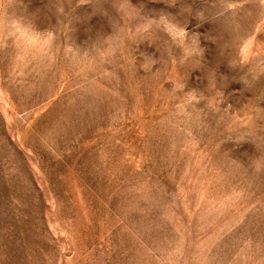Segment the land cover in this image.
I'll return each mask as SVG.
<instances>
[{"label": "rangeland", "instance_id": "1", "mask_svg": "<svg viewBox=\"0 0 264 264\" xmlns=\"http://www.w3.org/2000/svg\"><path fill=\"white\" fill-rule=\"evenodd\" d=\"M0 264H264V0H0Z\"/></svg>", "mask_w": 264, "mask_h": 264}]
</instances>
